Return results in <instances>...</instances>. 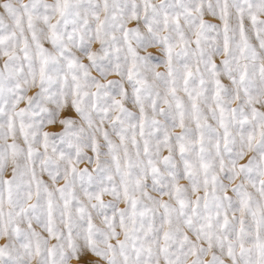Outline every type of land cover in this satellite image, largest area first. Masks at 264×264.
Segmentation results:
<instances>
[{"label": "snow or ice", "instance_id": "obj_1", "mask_svg": "<svg viewBox=\"0 0 264 264\" xmlns=\"http://www.w3.org/2000/svg\"><path fill=\"white\" fill-rule=\"evenodd\" d=\"M0 240L264 264V0H3Z\"/></svg>", "mask_w": 264, "mask_h": 264}, {"label": "rangeland", "instance_id": "obj_2", "mask_svg": "<svg viewBox=\"0 0 264 264\" xmlns=\"http://www.w3.org/2000/svg\"><path fill=\"white\" fill-rule=\"evenodd\" d=\"M3 2V0H0V3H2ZM25 2H27V0H25ZM46 2H48V3H53L54 2V0H46ZM46 47H50V45H45ZM95 47V46H94ZM161 70H163V69H161ZM32 94V92H29V95H31ZM21 107H23L24 106V104H21L20 105ZM165 154H167L166 152H165ZM246 162V161H245ZM45 179H47V177L45 176ZM121 207H123V205H121ZM3 243V240H0V244H2ZM97 258L96 257H94L91 253H89V252H86V253H83L82 255H81V259H80V261H79V264H89V262L90 261H95ZM73 264H78V262L77 261H73Z\"/></svg>", "mask_w": 264, "mask_h": 264}]
</instances>
